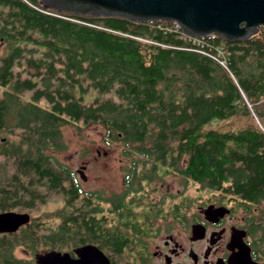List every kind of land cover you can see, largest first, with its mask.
<instances>
[{
    "label": "trees",
    "instance_id": "1",
    "mask_svg": "<svg viewBox=\"0 0 264 264\" xmlns=\"http://www.w3.org/2000/svg\"><path fill=\"white\" fill-rule=\"evenodd\" d=\"M263 34L195 38L173 22L0 0V212L35 209L52 194L62 202L0 233V264H36L39 251L86 243L112 264L138 259L129 235L102 220L99 195L83 192L55 155L68 124L101 125L154 174L175 169L207 189L264 200Z\"/></svg>",
    "mask_w": 264,
    "mask_h": 264
},
{
    "label": "flooded vegetation",
    "instance_id": "2",
    "mask_svg": "<svg viewBox=\"0 0 264 264\" xmlns=\"http://www.w3.org/2000/svg\"><path fill=\"white\" fill-rule=\"evenodd\" d=\"M148 173L126 170L119 193L99 195L104 223L121 227L135 243V264H229L242 242L251 260L264 264V200L242 199L227 187L186 200L163 182L152 185Z\"/></svg>",
    "mask_w": 264,
    "mask_h": 264
},
{
    "label": "water",
    "instance_id": "3",
    "mask_svg": "<svg viewBox=\"0 0 264 264\" xmlns=\"http://www.w3.org/2000/svg\"><path fill=\"white\" fill-rule=\"evenodd\" d=\"M45 10L89 15L122 17L132 22H176L191 37L219 35L235 42L243 41L264 30V0H39ZM264 42V34L262 36ZM82 166L78 173L86 180ZM210 212V211H209ZM30 220L25 212H0V233L17 231ZM239 251L229 264H256L249 247L237 244ZM68 251L56 249L33 255L36 264H111L108 256L95 244L86 243Z\"/></svg>",
    "mask_w": 264,
    "mask_h": 264
},
{
    "label": "rangeland",
    "instance_id": "4",
    "mask_svg": "<svg viewBox=\"0 0 264 264\" xmlns=\"http://www.w3.org/2000/svg\"><path fill=\"white\" fill-rule=\"evenodd\" d=\"M1 50L2 48H0ZM249 107L254 117L253 110L251 106ZM104 131V128L98 124L65 125L61 128L65 147L62 150L56 151L55 155L76 174L83 192H93L98 195L105 192L107 196H110L111 194L119 193L123 172L129 170L132 160L139 161L135 164V170L138 172L141 170L144 172L148 171L153 164L150 161L147 162V160L143 161L145 160V156L143 155L137 153L124 154L125 146L119 141H107ZM126 149L134 151L131 148ZM84 164L88 166L87 169L83 170L84 175H86L85 181L81 179L78 173V170L81 168L80 166ZM160 166L158 165V167ZM148 174L152 176V185L160 186L163 182L165 186L169 187L171 194H175L179 190L181 194H185L186 200L196 197L203 199L212 194V191L186 179L175 169L164 173L158 171L155 174L149 170ZM260 204L264 207L263 202ZM61 205L60 196L52 194L47 203L40 204L35 209L21 211L14 209L13 211L27 212L30 214V217H33L54 211ZM16 254L22 257L31 255L21 248L16 249Z\"/></svg>",
    "mask_w": 264,
    "mask_h": 264
},
{
    "label": "built area",
    "instance_id": "5",
    "mask_svg": "<svg viewBox=\"0 0 264 264\" xmlns=\"http://www.w3.org/2000/svg\"><path fill=\"white\" fill-rule=\"evenodd\" d=\"M176 26L178 27V25L176 24ZM222 63V62H221ZM223 64V63H222Z\"/></svg>",
    "mask_w": 264,
    "mask_h": 264
},
{
    "label": "bare ground",
    "instance_id": "6",
    "mask_svg": "<svg viewBox=\"0 0 264 264\" xmlns=\"http://www.w3.org/2000/svg\"><path fill=\"white\" fill-rule=\"evenodd\" d=\"M27 213V212H26ZM30 215V214H29Z\"/></svg>",
    "mask_w": 264,
    "mask_h": 264
}]
</instances>
